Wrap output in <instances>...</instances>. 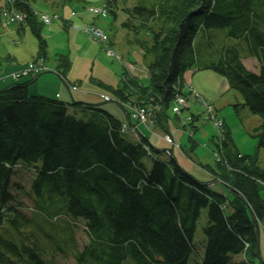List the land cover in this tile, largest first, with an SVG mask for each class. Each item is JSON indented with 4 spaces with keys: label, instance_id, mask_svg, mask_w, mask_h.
Instances as JSON below:
<instances>
[{
    "label": "trees",
    "instance_id": "1",
    "mask_svg": "<svg viewBox=\"0 0 264 264\" xmlns=\"http://www.w3.org/2000/svg\"><path fill=\"white\" fill-rule=\"evenodd\" d=\"M102 1L114 19L121 6L123 28L151 37L150 44L139 41L143 55L150 56L148 82L130 77L122 87L135 95L133 106L161 119L170 142L166 110L185 95L184 73L209 69L239 93L242 104L236 108L262 119L251 134L256 150L240 154L223 123L216 170L199 166L209 178L198 179L177 161L173 145L165 151L146 135L121 134V121L98 104L31 96L29 81L13 82L0 90V264H58L59 255L71 256L74 264H187L201 209L206 223L198 264H264L256 260L251 216L257 228L264 227V167L255 153L264 149V0H132L129 7L131 0ZM1 9L23 16L13 22L16 32L21 36L29 28L37 38L36 56L45 57V23L31 1L0 0V16ZM89 27L99 38L96 27ZM210 29H226L228 37L243 40L258 72L245 67L235 47L224 46L208 62L199 59L195 40ZM69 64L66 55H58L55 72L64 77ZM195 123H189L192 130ZM16 165L30 173L27 186L12 180ZM13 188L31 197L29 213L14 203ZM74 222L84 228L80 247ZM237 255L244 258L234 260Z\"/></svg>",
    "mask_w": 264,
    "mask_h": 264
},
{
    "label": "rangeland",
    "instance_id": "2",
    "mask_svg": "<svg viewBox=\"0 0 264 264\" xmlns=\"http://www.w3.org/2000/svg\"><path fill=\"white\" fill-rule=\"evenodd\" d=\"M30 1L40 21L41 12L48 13L49 16H56L52 17L50 24H45L42 27V36L47 44L46 56H36L37 38L32 35L29 28L25 27V33L20 36L16 32L18 23H10L8 21L9 14L2 15L0 16V77L2 75L7 76L12 67L15 68L17 64L22 65L27 60L29 61H27L28 63L40 61L41 66L45 67L48 72H40L38 76L35 73L31 77H24L20 80H27L29 81L28 87L35 86L37 88L36 93H29V95H40L61 100L63 99V93L66 92L67 99L72 101V97L68 95V87L60 80L61 78L65 82V76L61 77L57 73L49 72L55 70L56 57L60 54L66 55L69 63L72 64L71 78L81 75V78L85 80L86 77H89V82L91 85L93 84L92 87L98 89L97 92L90 91L93 94H91L92 96L88 95L86 99L85 93L82 92V102L98 104L103 110L119 117L121 134L146 135L147 138H152L151 141L153 143L155 139H158V134L161 138L168 140L165 137L166 131L160 126L161 119L158 121V118H155L145 108L133 106V99L136 100L135 95L129 93L128 88L122 87V82L127 80L125 81L126 84L130 77L137 78V81L142 84L148 82L146 66L150 56L143 55L139 41H145L150 44L151 37L145 32L134 34L122 27L121 24L126 19V15L120 9L121 6L119 5L120 7L117 6L115 8L116 18L114 19L110 14L96 16L97 13L89 11L90 7L97 9L104 7L102 0ZM132 3L131 0L127 7L132 6ZM15 9L14 12L16 13ZM66 20L69 23L67 29L64 27L63 22ZM91 25L96 27L93 28L96 33L102 31L103 36H99V38L93 36L94 34L90 30L91 27H89ZM224 46L238 49L245 67L254 73L258 72V62L256 58L250 55L246 43L243 40L228 37L226 29H210L195 40L197 57L199 59L202 58L204 62H208L212 55L216 56L217 52H220ZM8 55L14 57V59L16 58V60L5 59ZM33 76H37L34 81H32ZM51 78H55L59 87H63L64 92H59V96L54 95L51 91L52 87H54V82ZM7 80L12 82L10 78H7ZM98 81L102 82L104 86L110 87L109 90L100 87L97 84ZM185 83L186 85L184 86ZM71 86L76 87V85ZM190 88L193 91H190ZM182 89L190 97L189 101L187 100L188 98L184 99L186 102L180 104L183 107L178 108L177 112L171 110L173 102L166 110L168 123H166L164 128H167L170 134L173 135L174 143L169 140L170 143H167L160 138L158 141L162 144L158 145V149L171 148V145H173L175 147L174 151L179 153L189 164V167L192 166L197 169L193 172L194 174L201 178L209 176V173L199 166L207 165L216 170V162L220 159L216 147L220 140V128L217 127L214 120H211L213 118L209 115L208 110L210 109V111H214V117L224 121L229 128L238 152L242 155L254 153L256 140L251 134L253 129L262 122V119L258 115L252 114L244 106L238 105V108L235 107L237 104H242V98L237 91L229 89L224 78L209 69L188 70L183 76ZM118 90L123 91L121 96L118 95ZM194 94L203 99L202 103L192 98ZM178 97L180 96L177 95L176 98ZM73 110L69 109L70 112H73ZM194 118L197 129L192 130L189 123ZM190 131L196 143H193L190 139ZM175 143L178 145L177 147ZM255 153L258 158L257 165L264 167V149H259ZM19 166L14 167L15 174L12 180L16 181L15 183L19 182V184L27 186L26 181L29 180L30 173L20 169ZM200 177L197 178L200 179ZM11 193L15 199L14 203L21 206L25 213H29L26 211H30L29 208L31 207L33 208L31 197H27L22 189L13 188ZM260 194L264 199L263 190L260 191ZM205 223V210L201 209L194 231L195 250L189 256L187 264L200 263L199 256H202L201 241L203 239L201 230ZM74 224H76L74 238L80 247L86 240L83 232L84 228L82 227V222H74ZM258 251L259 254L256 256L257 263L260 262V259H264V227L261 225L258 227ZM243 258L244 256L237 255L234 260ZM56 259L58 264H74L71 256L64 258L59 255Z\"/></svg>",
    "mask_w": 264,
    "mask_h": 264
},
{
    "label": "crops",
    "instance_id": "3",
    "mask_svg": "<svg viewBox=\"0 0 264 264\" xmlns=\"http://www.w3.org/2000/svg\"><path fill=\"white\" fill-rule=\"evenodd\" d=\"M14 60H16V58L14 59ZM28 61V60H27ZM27 61L25 62V63H23L22 65H18L17 64V66H15V68H13L12 67V69H11V71H13V70H15V69H17V68H19V67H24V65H26V63H27ZM29 62V61H28ZM71 68H72V64L70 63L69 64V69H68V71L66 72V74H65V79H66V81L64 82V81H62V79L60 78V80H61V82L62 83H65L66 84V86L68 87V95H70L71 97H72V100H74V101H78V102H82L81 101V99H83L82 98V92H84L85 93V99H86V97L89 95V96H92L91 94H93L92 92H90V91H94V92H97V90L98 89H96V88H94V87H92V85H91V83L89 82V80H88V78L89 77H86L85 78V80L84 79H82L81 78V75L80 76H76L75 78H71V76H70V72H71ZM10 71V72H11ZM50 73H56L55 72V70H52V71H49ZM9 74V73H8ZM8 74H7V76L6 75H2L1 77H0V90L1 89H3V88H6V87H8V86H10V85H12L13 84V81L12 82H8V80H7V78H10L9 76H8ZM22 80V79H21ZM51 80L54 82V87H52L51 85H48V86H50V87H52V93L54 94V95H56V96H59V92H64L63 91V87H59V85H58V82H56L57 80L55 79V78H51ZM86 81V82H85ZM18 82H22V81H18ZM71 85H76V87H74V86H71ZM62 86V85H61ZM36 90H37V88L35 87V86H29L28 87V93H36ZM99 93H101V92H99ZM68 98V96H67V93L66 92H64L63 93V99H61V101H63V102H69L70 100L69 99H67ZM84 99V100H85ZM66 100H68V101H66ZM97 102V101H96ZM113 116H115L116 118H118V119H120L119 117H117L116 115H113ZM157 136H159L158 137V139H160L161 138V136L158 134ZM152 137V136H151ZM158 139H155L154 140V143L156 144V145H158V144H160V142L158 141ZM162 139V138H161ZM150 140H152V138H150ZM174 150V149H173ZM176 152V151H175ZM175 158L177 159V161L181 164V165H183L184 166V168L186 167L187 169H189L190 171H191V173H193V172H195L197 169H195L194 167H189V164L179 155V153H175ZM195 176H197V177H200V176H198L197 174H195ZM207 178H209V176H206V177H203V178H201L200 177V179H202V180H204V179H207Z\"/></svg>",
    "mask_w": 264,
    "mask_h": 264
},
{
    "label": "built area",
    "instance_id": "4",
    "mask_svg": "<svg viewBox=\"0 0 264 264\" xmlns=\"http://www.w3.org/2000/svg\"><path fill=\"white\" fill-rule=\"evenodd\" d=\"M89 11H92V12H95V13L101 12L102 14L105 13V10L104 9L89 8ZM15 18L21 19V17H19V16H14V17H11V20H14ZM41 19L45 23H48L51 20L50 17H48V16H41ZM95 34L102 36L100 33H96L95 32ZM44 70H46V68L43 67V66H41L40 61H36L35 63H28L25 68H23L21 70H18V71L14 72V73H12L11 76H12V78H17L20 75H26L28 73H37V72L44 71ZM175 101H176V104L177 105H180V104L185 103V100L181 96L178 97V98H176ZM177 110H178V107H174L173 108V111H176L177 112ZM208 111L210 112V109ZM215 122L217 124V127L222 126V122L220 120H215Z\"/></svg>",
    "mask_w": 264,
    "mask_h": 264
},
{
    "label": "water",
    "instance_id": "5",
    "mask_svg": "<svg viewBox=\"0 0 264 264\" xmlns=\"http://www.w3.org/2000/svg\"><path fill=\"white\" fill-rule=\"evenodd\" d=\"M218 181H213L211 184L213 183H217ZM252 218H253V228H254V238H255V249H256V254L258 256L259 254V251H258V229H257V222L256 220L254 219L253 215H251Z\"/></svg>",
    "mask_w": 264,
    "mask_h": 264
}]
</instances>
